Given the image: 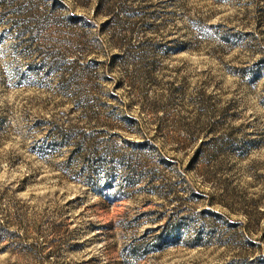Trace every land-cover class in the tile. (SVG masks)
I'll list each match as a JSON object with an SVG mask.
<instances>
[{
	"label": "rangeland",
	"instance_id": "rangeland-1",
	"mask_svg": "<svg viewBox=\"0 0 264 264\" xmlns=\"http://www.w3.org/2000/svg\"><path fill=\"white\" fill-rule=\"evenodd\" d=\"M0 264H264V0H0Z\"/></svg>",
	"mask_w": 264,
	"mask_h": 264
}]
</instances>
